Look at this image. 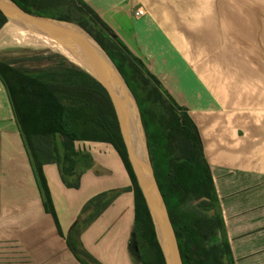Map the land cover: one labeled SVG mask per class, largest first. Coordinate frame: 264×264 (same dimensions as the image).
Segmentation results:
<instances>
[{
  "label": "crops",
  "instance_id": "0c3cea01",
  "mask_svg": "<svg viewBox=\"0 0 264 264\" xmlns=\"http://www.w3.org/2000/svg\"><path fill=\"white\" fill-rule=\"evenodd\" d=\"M83 1L196 124L234 264H264V0ZM75 149L91 159L78 188L65 187L56 166H43L59 234L0 83V252L22 264H80L68 230L86 202L113 193L79 240L99 264H141L122 160L105 143Z\"/></svg>",
  "mask_w": 264,
  "mask_h": 264
},
{
  "label": "trees",
  "instance_id": "16d2710c",
  "mask_svg": "<svg viewBox=\"0 0 264 264\" xmlns=\"http://www.w3.org/2000/svg\"><path fill=\"white\" fill-rule=\"evenodd\" d=\"M35 15L77 23L103 48L137 105L154 176L167 208L182 264H234L198 128L83 0H11ZM6 23L0 13V28ZM20 25L7 22L2 31ZM33 58V59H32ZM31 59V60H30ZM46 61L40 68L24 63ZM3 86L44 212L61 234L43 166H57L62 183L78 188L91 159L76 142L111 145L127 171L134 198L133 238L141 264H164L145 201L137 186L105 89L60 54L0 60ZM114 196V195H113ZM113 196L90 199L66 244L80 264H99L82 247L81 232Z\"/></svg>",
  "mask_w": 264,
  "mask_h": 264
},
{
  "label": "water",
  "instance_id": "95a60500",
  "mask_svg": "<svg viewBox=\"0 0 264 264\" xmlns=\"http://www.w3.org/2000/svg\"><path fill=\"white\" fill-rule=\"evenodd\" d=\"M0 13L6 23L24 27L35 34L52 40L63 48L74 60L73 66L84 71L106 91L111 102L126 156L137 186L145 201L156 242L164 264H182L172 224L166 205L157 185L149 159L146 140L135 100L116 67L100 44L77 23L52 17L35 15L19 8L11 0H0ZM5 23V24H6ZM124 88L131 96L143 134L141 153L130 132V118L120 90Z\"/></svg>",
  "mask_w": 264,
  "mask_h": 264
},
{
  "label": "bare ground",
  "instance_id": "6f19581e",
  "mask_svg": "<svg viewBox=\"0 0 264 264\" xmlns=\"http://www.w3.org/2000/svg\"><path fill=\"white\" fill-rule=\"evenodd\" d=\"M1 35L9 36L11 38V42H13L14 44L39 48V49H48L58 54H61L68 60L74 62L73 58L63 48L58 46L52 40L43 37L41 35L35 34L29 30H26L22 26L17 27L13 30L0 32V36ZM120 93L122 95V99L126 105V109L130 118V123H129L130 132L134 138L137 149L141 153V146L143 145V134L137 118L136 108L132 102L131 96L129 95V93L125 88H124V92L120 90Z\"/></svg>",
  "mask_w": 264,
  "mask_h": 264
},
{
  "label": "rangeland",
  "instance_id": "374dc122",
  "mask_svg": "<svg viewBox=\"0 0 264 264\" xmlns=\"http://www.w3.org/2000/svg\"><path fill=\"white\" fill-rule=\"evenodd\" d=\"M4 25L0 28V32L2 31ZM52 54H57V53L48 49H39V48L14 44L13 42H11V38L9 36H5V35L0 36V60H11L16 58H27L33 56L47 57ZM47 64L48 62L46 61H36V62L24 63V66H27L28 68H40V67H45ZM46 165H54V164H46ZM111 195L113 196V193H111ZM78 217H80V215ZM80 218H82V216ZM77 220L78 218L76 219V221ZM22 263H23V259L21 258V256L9 255V253L6 251L0 252V264H22Z\"/></svg>",
  "mask_w": 264,
  "mask_h": 264
},
{
  "label": "built area",
  "instance_id": "2783aa9c",
  "mask_svg": "<svg viewBox=\"0 0 264 264\" xmlns=\"http://www.w3.org/2000/svg\"><path fill=\"white\" fill-rule=\"evenodd\" d=\"M144 12L141 9H137L135 15L136 16H142Z\"/></svg>",
  "mask_w": 264,
  "mask_h": 264
}]
</instances>
